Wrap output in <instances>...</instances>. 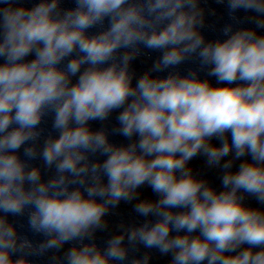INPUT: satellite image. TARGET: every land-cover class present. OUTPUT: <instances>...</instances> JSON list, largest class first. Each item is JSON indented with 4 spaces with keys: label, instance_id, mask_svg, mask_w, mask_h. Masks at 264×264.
Listing matches in <instances>:
<instances>
[{
    "label": "clouds",
    "instance_id": "9594fccd",
    "mask_svg": "<svg viewBox=\"0 0 264 264\" xmlns=\"http://www.w3.org/2000/svg\"><path fill=\"white\" fill-rule=\"evenodd\" d=\"M73 3L0 0V264L69 243L49 264H149V253L130 257L138 245L170 264H264V209L245 203L264 205V0H227L233 18L255 13V27L227 25L214 41L199 0ZM142 48L160 55L133 83ZM190 60L199 68L177 70ZM116 110L110 131L91 127ZM49 115L58 134L41 145ZM197 155L221 170V190L194 174ZM143 185L158 198L140 199ZM134 200L144 222L99 246L110 208ZM25 213L39 244L8 219Z\"/></svg>",
    "mask_w": 264,
    "mask_h": 264
}]
</instances>
